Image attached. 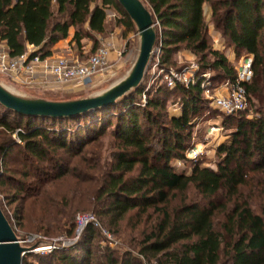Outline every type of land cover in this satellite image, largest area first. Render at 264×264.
I'll return each instance as SVG.
<instances>
[{
  "label": "trees",
  "instance_id": "obj_1",
  "mask_svg": "<svg viewBox=\"0 0 264 264\" xmlns=\"http://www.w3.org/2000/svg\"><path fill=\"white\" fill-rule=\"evenodd\" d=\"M142 1L159 26L155 25L156 46L161 47L162 67L167 68L172 53L184 47L200 55L202 70H212L216 82L235 80L228 58L212 48L206 5L236 52L254 55L253 76L244 83L249 109L224 117V126L232 133L218 148L221 159L216 167L195 164L185 172L173 164L187 160L196 121L205 114L200 85L177 83L171 88L164 83L143 101L142 95L151 92L145 90V78L116 104L72 118L26 116L0 103V163L5 164L13 153L25 162L23 179L0 169V183H16L12 186L13 201H20L16 215L25 220L28 207L40 212L31 229L47 235L75 234L73 197L88 201L99 221L113 227L132 211L139 218L156 215L141 239L129 241L131 247L120 260L108 252L109 264H143L133 254L135 249L149 264H264V209L256 210L252 196L264 195V0ZM111 7L121 15L118 24L128 32L136 29L117 0H0V43L7 45L12 57L37 47L31 55L42 58L51 55V47L66 39L71 28L72 41L79 48L85 37L98 43L94 34L106 32ZM209 56L213 62L207 60ZM169 93H180L182 111L164 122L162 108ZM250 110L255 113L252 118ZM71 122L76 125L71 127ZM107 133L116 139V146H110L114 150L104 166L99 146L79 145ZM14 134L24 142L22 146L12 139ZM60 150L77 158V163L65 164ZM93 150L91 169L99 175L84 172L86 154ZM30 166L35 172L29 171ZM29 176L35 178V186H27ZM67 178L78 179V190L71 198L55 193L58 181ZM246 186L251 187L249 196L243 192ZM95 227L91 223L82 232L84 254L72 256V248L58 251L56 258L66 264H91L88 242ZM41 253H28L23 264H36L30 257Z\"/></svg>",
  "mask_w": 264,
  "mask_h": 264
},
{
  "label": "rangeland",
  "instance_id": "obj_2",
  "mask_svg": "<svg viewBox=\"0 0 264 264\" xmlns=\"http://www.w3.org/2000/svg\"><path fill=\"white\" fill-rule=\"evenodd\" d=\"M108 14L111 16L112 21L109 24L110 29L112 27V24L115 23V21L121 17L119 12H117L113 7H111L108 10ZM205 17L208 23L209 28V36L211 39V45L212 48L215 50L220 51L222 54H224L228 60L230 66H232L235 70L237 66L240 65V61L247 53L245 52H236L235 48L232 46L231 42L229 41L228 37L223 33V29L220 27H217L216 24L213 22L212 19V13H211V6L206 5L205 6ZM157 28L159 26L156 25ZM156 28V29H157ZM132 37L126 42V44L121 48V54L119 57V62H112L109 59V63L106 67L101 70L93 79L91 82H89L87 85H77V84H60L57 83L51 78L50 75H47L45 78V81H37L32 84L21 82L22 80L17 79L15 77H10L8 75L0 73V84H2L4 87L9 89L11 92L26 97V98H45L50 100H70V99H78V98H84L96 95L98 93L104 92L108 88H110L115 83L119 82L123 78H125L131 71L133 65L135 64L139 52H140V34L138 32L137 26L135 30L131 31ZM105 35V34H104ZM84 42H87L84 40ZM89 47L87 51L81 50V53L78 51H73L72 54L68 53L62 54L63 56H70L74 57L76 59H79L81 62H85L89 59L91 55L97 52V50L100 47L108 46L111 49V45L103 42V43H96L94 39L89 41ZM158 47V45H157ZM4 49V47H0V49ZM61 55V56H62ZM59 56V57H61ZM157 56V53L156 55ZM58 57V58H59ZM157 59V58H156ZM156 59L152 60L151 66L149 68V72L146 77V89H148V86L152 84L149 88H151L150 95L143 94L142 100L146 101L148 99V96H153V90L156 86L166 83L167 86L168 83L164 79V73H159L158 68H153L154 61L156 62ZM161 59V58H160ZM200 55L195 54L189 49H186L184 47L177 48L174 53H172V59L167 63L166 69H172L176 71H183L186 72L187 76L191 75L192 72V66L195 64H198L201 67V63L199 61ZM210 62H213V58L211 56L208 57ZM209 71V70H207ZM212 72V70H210ZM42 72V71H41ZM213 73V72H212ZM214 75V74H213ZM42 79L43 73L39 75ZM183 84V83H182ZM170 87V86H169ZM153 94V95H152ZM164 106L162 108V114H163V121H169L170 116L179 115L182 111L181 106V96L180 93L175 94H168L164 98ZM223 116V120H224ZM220 120V119H219ZM75 122H71L70 126H75ZM196 126L194 127L193 133H197ZM232 133V129H228L225 127V129L220 132L218 135L210 136L209 139H205L208 136V128L204 123L200 126L199 132H198V138L196 140H193L189 145V147L186 150L189 151L191 148H194L196 144H198L202 150V153L198 156V158L192 162L190 160H174L173 164L177 167L179 171H185L190 172L195 164H199L200 166H206V167H216V164L218 161H220L221 156L219 155L218 148L219 146L225 141L230 139V134ZM193 134V135H194ZM12 139L15 141L17 146H22L24 142H21L18 135L14 134L12 135ZM79 146H99L98 150L100 149L103 152L104 160L101 161L102 165H106V160L110 159V152H112V149L110 146H116V139H114L113 135L110 133L101 135L97 137L94 141L87 142V143H81ZM89 147V148H90ZM94 148V147H93ZM90 148V149H93ZM97 149V148H94ZM90 151V150H89ZM95 151L89 152V154H86V160H84L86 164L89 166H84L85 171L84 172H90L95 175H99V172L91 169V158H93ZM185 153V157L186 154ZM60 154L63 155V162L66 164L70 162L71 164L77 163V158H69L67 154L63 152V150H60ZM34 160V159H33ZM30 162V161H29ZM38 163L39 161H35ZM42 167H44V163H39ZM87 168L89 171H87ZM0 169H6L8 171L14 172L15 177L18 180L23 179V173L25 172V162L22 160V156L17 155L13 153L10 157H8L5 160V164L0 163ZM47 169L51 172H54L55 170L47 167ZM56 169V168H55ZM36 169H33V166H30V172L33 173V171ZM35 172V171H34ZM249 175H252L250 173ZM76 180V181H75ZM77 180L78 179H70L67 178L63 181H58V186L56 187L55 193L58 192V194H65L67 193L70 198L72 196H75V192L78 190L77 186ZM7 182V181H6ZM16 183H9V184H2L0 183V204L1 207L8 219L10 220L11 225L13 226L17 236L19 237V240L23 241L22 245L27 247H35V249H39L42 252L40 256L38 257H30L31 260L36 262V264H66L65 262L59 261L55 254H57L60 250H69L73 249L71 251L72 256H76L79 254H84V247L82 244L83 242V234L77 232V225L75 228V234L73 236H68L66 233L62 234H53V235H47L44 231L34 230L31 229V225L33 224L34 217L38 215L40 212H33L32 209H26L24 211V217L21 219L19 215H16V207L19 205L20 201L14 202L13 201V194H14V188ZM26 184L28 187L35 186L36 181L35 178L32 176H29L26 178ZM93 186H96L98 183H91ZM53 191V190H52ZM243 192L245 195H250L251 187L246 186L243 189ZM254 200L256 201L255 208L257 211L262 212L263 211V200L264 195L260 194L259 192H255L254 195L252 194ZM76 199H73L74 207L76 214L75 216L79 214L84 213H92L96 214L94 211H92V205L81 198V197H73ZM30 202V201H29ZM21 213V212H20ZM156 215H154L152 218H148V213L145 214L143 217L139 218L135 211L130 212L126 218H124L122 221L119 222L118 226H109L103 221L100 222V226L95 227V235L94 237L88 242V246L90 248V259L91 264H109L108 263V252L112 253V256L120 260L122 258L124 252L127 248L131 247L129 241L131 239H141L142 235L141 232L152 222V219ZM99 220V219H98ZM76 221V218H75ZM107 222V221H106ZM76 224V223H75ZM32 233V234H31ZM43 247H46V249H43ZM82 247V248H81ZM76 248V249H75ZM132 249H134L132 247ZM46 250V251H45ZM36 252V251H35ZM133 254L141 258V261L143 264H149L147 258L140 257V253L138 250L135 249L133 251ZM34 256V255H33ZM137 258V259H138ZM82 261V260H81Z\"/></svg>",
  "mask_w": 264,
  "mask_h": 264
},
{
  "label": "built area",
  "instance_id": "obj_3",
  "mask_svg": "<svg viewBox=\"0 0 264 264\" xmlns=\"http://www.w3.org/2000/svg\"><path fill=\"white\" fill-rule=\"evenodd\" d=\"M36 50L38 48L34 47L22 56L12 57L9 49H0V73L29 84L45 81L46 76L50 75L55 82L60 84L87 85L108 65L111 52L110 47L103 46L85 62L70 56H61L50 62L42 58L40 54L31 55ZM156 53L157 56H155ZM155 55L153 58L154 60L157 59L152 67L158 68L159 73L165 74L164 79L171 88L175 87L177 83H183L186 86L200 85L203 91L205 114L196 121L197 133L193 135V140L198 138L199 128L203 123L208 128V136L205 139H209L210 136L218 135L225 129L223 116H230L249 109L244 83L250 81L253 76V54L247 53L242 58L240 65L235 68L236 78L234 81L224 79L219 82L214 80V75L210 70L204 71L198 64L192 66L190 76H187L186 72L183 71L162 67L160 46H156ZM39 71L43 73L42 79L38 75ZM254 115L255 113L250 110L248 117L252 118ZM201 153L200 146L196 144L194 148L187 151L186 159L194 162ZM91 223L100 226L98 218L92 213L77 215V232L82 233ZM20 242L23 243L21 240ZM39 249H34V251L38 252Z\"/></svg>",
  "mask_w": 264,
  "mask_h": 264
},
{
  "label": "water",
  "instance_id": "obj_4",
  "mask_svg": "<svg viewBox=\"0 0 264 264\" xmlns=\"http://www.w3.org/2000/svg\"><path fill=\"white\" fill-rule=\"evenodd\" d=\"M117 1L137 26L141 38L139 56L125 78L104 92L70 100L26 98L0 84V103L26 116L72 118L97 109L108 108L140 87L147 77L155 55L158 39L156 24L151 11L142 0ZM35 247L22 245L0 205V264H23L25 256L34 251Z\"/></svg>",
  "mask_w": 264,
  "mask_h": 264
},
{
  "label": "crops",
  "instance_id": "obj_5",
  "mask_svg": "<svg viewBox=\"0 0 264 264\" xmlns=\"http://www.w3.org/2000/svg\"><path fill=\"white\" fill-rule=\"evenodd\" d=\"M112 18L108 14L107 20H106V32L104 34L95 33V38L99 43L106 42L111 45V52H110V60L114 63L119 60L120 54H121V48L126 44V42L132 37L131 32H128L126 27L122 26L121 24H118L117 21L112 24V27L109 28V24L111 23ZM74 34V28H71L70 35L66 39H62L58 41L56 44H54L51 47V55L45 57L46 61H54L62 54H67L72 52L78 51L81 53V50L87 51L89 47V41H91V38L85 37L82 41L83 46L79 48L74 41H72ZM86 40L87 42H84ZM0 47H4L8 49L7 45L5 43H0ZM33 47L29 48L32 50ZM63 56V55H62ZM119 62V61H118ZM38 75H40L42 72L39 71ZM42 77V76H41Z\"/></svg>",
  "mask_w": 264,
  "mask_h": 264
},
{
  "label": "bare ground",
  "instance_id": "obj_6",
  "mask_svg": "<svg viewBox=\"0 0 264 264\" xmlns=\"http://www.w3.org/2000/svg\"><path fill=\"white\" fill-rule=\"evenodd\" d=\"M46 247H43V249H45Z\"/></svg>",
  "mask_w": 264,
  "mask_h": 264
}]
</instances>
